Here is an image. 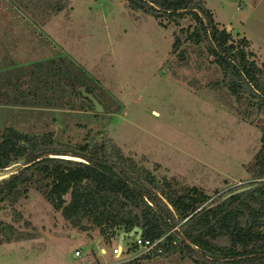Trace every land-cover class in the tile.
Instances as JSON below:
<instances>
[{"label": "rangeland", "instance_id": "rangeland-1", "mask_svg": "<svg viewBox=\"0 0 264 264\" xmlns=\"http://www.w3.org/2000/svg\"><path fill=\"white\" fill-rule=\"evenodd\" d=\"M63 1L61 14L33 22L0 0L2 29L31 31L25 46L11 50L15 63L29 65L0 73L1 85L7 83L0 89V130L54 131L70 144L106 133L124 155L179 190L220 197L253 182L250 170L262 146V132L252 124L256 112L215 85L222 73L202 47L186 44L183 61L170 55L175 35L193 22L166 29L126 0ZM203 1L221 29L236 42L248 40L250 61L262 66L264 0ZM52 52L60 58L41 61ZM22 166L0 173V181ZM0 224L12 226V238L24 234L0 244V264H131L130 255L141 254L117 260L112 253L120 237L106 245L72 228L35 189L19 204L0 203ZM133 243L126 238L124 249ZM136 264L193 263L173 256Z\"/></svg>", "mask_w": 264, "mask_h": 264}, {"label": "trees", "instance_id": "trees-1", "mask_svg": "<svg viewBox=\"0 0 264 264\" xmlns=\"http://www.w3.org/2000/svg\"><path fill=\"white\" fill-rule=\"evenodd\" d=\"M4 1L33 22L58 16L68 4L63 0ZM126 1L131 10L151 15L166 29L193 22L194 26L180 28L175 35L170 55L183 61L180 50L186 44L202 47L208 61L222 73V81L215 85L256 112L252 124L262 132V146L250 170L253 182L246 185L252 188L227 200H223L226 194L216 197L195 188L179 190L124 155L106 133L70 144L56 142L54 131L31 134L5 127L0 130V173L21 162L23 166L0 181V203L19 204L35 189L72 228L96 234L106 245L135 228L142 230L144 240L164 239L161 252L131 264L173 256L193 264H264V63L258 66L250 61L248 40L236 42L221 29L203 0ZM2 30L4 43L12 29ZM30 34L29 29L16 31L20 47ZM3 56L2 66L8 62ZM23 64L14 62L17 69ZM11 228L0 224L5 235L0 244L24 238L23 233L12 238Z\"/></svg>", "mask_w": 264, "mask_h": 264}, {"label": "crops", "instance_id": "crops-1", "mask_svg": "<svg viewBox=\"0 0 264 264\" xmlns=\"http://www.w3.org/2000/svg\"><path fill=\"white\" fill-rule=\"evenodd\" d=\"M213 14V13H212ZM214 16V15H213ZM214 19H215V17H214ZM3 22V20H1L0 19V52H1V50H2V48H3V50H5V51H7L8 50V54L7 53H4V54H1L0 53V73H5V75H7L6 73L7 72H12V71H14V70H16L17 69V66L16 65H14V61L13 60H15L14 58V55H12L11 54V50H15L16 48L18 49V47H20V43L18 42V38H17V36H16V31L15 30H13L12 29V31H9V35H8V39H7V41H5L4 43H2V41H1V39L3 38V33L5 32L4 30H2L1 29V23ZM215 22H216V19H215ZM217 23V22H216ZM4 31V32H3ZM46 43H48V44H53L51 41H50V39L49 40H47L46 39V41H45ZM7 49V50H6ZM2 55H4L3 56V58H5V57H8V62H5V64L2 66L1 64H2V61H1V58H2ZM58 59V58H60V56H59V53L58 52H52V53H49L48 55H46V58H45V60H41V61H46L47 60V62L48 61H52L53 59ZM13 61V62H12ZM13 63V64H12ZM29 62H26V63H24L23 65H22V67H26V66H28L29 64H28ZM24 65H26V66H24ZM21 66V65H20ZM21 67V68H22ZM3 70V72H1ZM3 85H7V83L6 84H2L1 85V83H0V89H1V87L3 86ZM4 96V95H3ZM0 99H1V92H0ZM11 101V100H10ZM120 241V240H119ZM125 241V240H124ZM117 246H120V244L118 243V245ZM104 252V254H103V256H107V251H103ZM105 252H106V254H105Z\"/></svg>", "mask_w": 264, "mask_h": 264}, {"label": "built area", "instance_id": "built-area-1", "mask_svg": "<svg viewBox=\"0 0 264 264\" xmlns=\"http://www.w3.org/2000/svg\"><path fill=\"white\" fill-rule=\"evenodd\" d=\"M164 239H161L156 242H151L148 240H144L143 237H134V243L130 249H124V245L122 246H116L115 249L113 250V257L116 258L117 260H123V258H126L125 255L131 254L132 252L135 253L136 250H141L140 255H130L132 256L131 259L133 258L132 261L140 259L142 257H151L154 256L157 252H161V244L163 243ZM124 243V242H123ZM133 250V251H131ZM102 252V251H101ZM106 254V252H105ZM81 255L80 251L76 252V257H79ZM101 255V253H100Z\"/></svg>", "mask_w": 264, "mask_h": 264}, {"label": "water", "instance_id": "water-1", "mask_svg": "<svg viewBox=\"0 0 264 264\" xmlns=\"http://www.w3.org/2000/svg\"><path fill=\"white\" fill-rule=\"evenodd\" d=\"M84 93H85V96H86V97H88L90 100L93 101V103H94V105H95V110H96L97 112H103V109H102V107L98 104V102H97V101H96L91 95H87L85 91H84ZM59 141H60V135L57 134V136H56V142H59ZM251 188H252V187H241V188H238V189L232 191L231 193H229L228 195H226V196L224 197L223 200H227L228 198H231V197H233V196H236V195H238V194H241V193H243V192H246V191L250 190ZM142 234H143V232H142V230L139 229V228H135V229H134L131 233H129V234L123 233V234L120 236L119 244L122 246V244H123V242H124V240H125L126 238H133V237H135V236H136V237H141Z\"/></svg>", "mask_w": 264, "mask_h": 264}]
</instances>
